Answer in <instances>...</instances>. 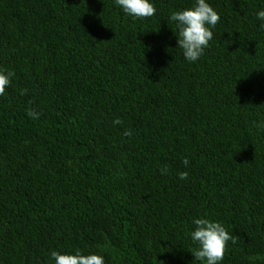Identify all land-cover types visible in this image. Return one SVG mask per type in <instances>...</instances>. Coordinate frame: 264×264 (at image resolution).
Here are the masks:
<instances>
[{
	"label": "trees",
	"instance_id": "obj_1",
	"mask_svg": "<svg viewBox=\"0 0 264 264\" xmlns=\"http://www.w3.org/2000/svg\"><path fill=\"white\" fill-rule=\"evenodd\" d=\"M150 2L155 15L134 19L115 0H0V70L14 72L0 96V264L77 249L203 264L194 218L239 236L220 264H264L249 259L264 257V0H206L220 20L195 62L169 16L196 0Z\"/></svg>",
	"mask_w": 264,
	"mask_h": 264
},
{
	"label": "clouds",
	"instance_id": "obj_2",
	"mask_svg": "<svg viewBox=\"0 0 264 264\" xmlns=\"http://www.w3.org/2000/svg\"><path fill=\"white\" fill-rule=\"evenodd\" d=\"M115 4L119 6L125 14L134 19H144L155 15L156 8L150 0H115ZM259 20L264 21V10L256 13ZM169 20L175 22L177 31V47L182 49L184 58L189 62L197 61L203 54L204 50L209 46V41L213 39L214 28L220 20L219 14L210 6L206 0H196L192 7L172 11ZM264 29V23L260 25ZM14 72L0 70V96L4 95L6 88L11 83V77ZM27 89H21L20 94H26ZM26 113L33 119H38L39 113L32 108L26 109ZM123 121L117 118L113 121L114 125L122 124ZM253 126L264 130V122H253ZM125 136H131L132 132L128 129L124 130ZM182 163L187 167L189 160L184 158ZM168 166L165 165L161 169V174L166 175ZM181 180L188 179L187 171L177 173ZM194 230L191 231V240L196 247L190 251L195 261L203 262V264H220L224 259L228 242L233 245L238 242L239 236L230 234L221 222H213L207 218H194L192 220ZM54 264H104V258L99 254H82L77 249L74 254H61L59 251L52 250L50 253ZM249 259L255 261L264 259V257L253 256ZM163 264V261L158 262Z\"/></svg>",
	"mask_w": 264,
	"mask_h": 264
}]
</instances>
